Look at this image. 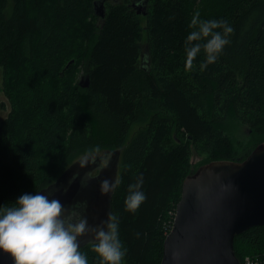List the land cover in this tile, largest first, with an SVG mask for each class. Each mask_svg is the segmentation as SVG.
<instances>
[{
  "label": "trees",
  "instance_id": "1",
  "mask_svg": "<svg viewBox=\"0 0 264 264\" xmlns=\"http://www.w3.org/2000/svg\"><path fill=\"white\" fill-rule=\"evenodd\" d=\"M0 0V205L54 183L84 154L120 150L111 212L124 264H159L181 182L212 160H244L264 142V0ZM234 29L216 63L185 68L191 17ZM82 81V82H81ZM87 84V85H86ZM3 102L0 101V109ZM246 126L237 141L226 125ZM192 154L202 158L190 163ZM192 169V170H191ZM143 176L146 200L125 206ZM241 263L264 264V225L234 237ZM99 264L91 243L81 246Z\"/></svg>",
  "mask_w": 264,
  "mask_h": 264
},
{
  "label": "water",
  "instance_id": "2",
  "mask_svg": "<svg viewBox=\"0 0 264 264\" xmlns=\"http://www.w3.org/2000/svg\"><path fill=\"white\" fill-rule=\"evenodd\" d=\"M138 1H133L136 12L145 14V5ZM103 3L104 0L94 3V11L100 16L104 15ZM89 158L90 163L83 168L76 162L79 158L73 161L54 183L40 191H51L50 198L59 199L70 211L75 204L86 202V208L78 210L84 212L90 225H98L111 212L114 191L101 194L99 182L105 178L117 182L120 150ZM103 158L105 164H101ZM94 170L97 172L92 174ZM82 178L87 179L83 187ZM261 225H264V142L258 143L242 161L212 160L183 178L159 264H242L234 253V237ZM91 239V233L80 237L81 246ZM0 264H12L8 254L0 253Z\"/></svg>",
  "mask_w": 264,
  "mask_h": 264
},
{
  "label": "clouds",
  "instance_id": "3",
  "mask_svg": "<svg viewBox=\"0 0 264 264\" xmlns=\"http://www.w3.org/2000/svg\"><path fill=\"white\" fill-rule=\"evenodd\" d=\"M188 26L192 30L185 38V68L191 70L203 52L204 60L199 64L203 71L217 62L231 43L234 29L225 18L201 19L199 13L191 17ZM76 162L83 168L90 163L89 155L84 154ZM86 183L87 179L82 178L81 186ZM143 183V176L138 175L135 183L128 185L124 203L131 212L147 198ZM115 187L113 179L99 182L101 194H111ZM50 196L49 190L26 192L14 202L0 205V253L8 254L12 264H89L87 255L80 250L79 238L91 233V247L99 264H124L127 250L120 238L117 214L109 212L105 221L90 225L84 212L78 210H84L86 202L75 204L70 211Z\"/></svg>",
  "mask_w": 264,
  "mask_h": 264
},
{
  "label": "rangeland",
  "instance_id": "4",
  "mask_svg": "<svg viewBox=\"0 0 264 264\" xmlns=\"http://www.w3.org/2000/svg\"><path fill=\"white\" fill-rule=\"evenodd\" d=\"M0 84H1V75H0ZM0 101L3 102V107L0 109V122H1L7 116L8 112L10 110V105H9V102H8L7 98L5 97V95L1 92H0ZM226 131L228 134L233 135L237 141H242L243 138H245V136L247 134L246 126H237V124H235V123H229L228 125H226ZM98 155L103 156L104 154L100 153ZM200 158H202V157L192 155V158L190 157L189 160L199 161ZM105 163H106V158H103L101 164H105ZM96 172L97 171L94 170L92 172V174H95ZM172 213H175V210L172 211ZM247 257L251 258L252 260L260 261L259 257H249V256H247Z\"/></svg>",
  "mask_w": 264,
  "mask_h": 264
},
{
  "label": "built area",
  "instance_id": "5",
  "mask_svg": "<svg viewBox=\"0 0 264 264\" xmlns=\"http://www.w3.org/2000/svg\"><path fill=\"white\" fill-rule=\"evenodd\" d=\"M174 215V214H173ZM262 264L261 261L258 260H252L251 258H245L244 262L242 264Z\"/></svg>",
  "mask_w": 264,
  "mask_h": 264
},
{
  "label": "flooded vegetation",
  "instance_id": "6",
  "mask_svg": "<svg viewBox=\"0 0 264 264\" xmlns=\"http://www.w3.org/2000/svg\"><path fill=\"white\" fill-rule=\"evenodd\" d=\"M192 155L199 156V155H197V154H192ZM192 155H191V158H192ZM190 163H191L192 165L195 166L196 163H197V161H196V160H195V161H194V160H191ZM199 166H200V165H198L194 170H196ZM191 170H192V169H191Z\"/></svg>",
  "mask_w": 264,
  "mask_h": 264
},
{
  "label": "bare ground",
  "instance_id": "7",
  "mask_svg": "<svg viewBox=\"0 0 264 264\" xmlns=\"http://www.w3.org/2000/svg\"><path fill=\"white\" fill-rule=\"evenodd\" d=\"M97 1V0H96ZM95 3V2H94ZM97 9H98V3H97ZM94 7H95V4H94ZM104 9H105V7H104ZM98 11H100V9H98ZM104 12H105V10H104ZM98 15V14H97ZM100 16V15H99Z\"/></svg>",
  "mask_w": 264,
  "mask_h": 264
}]
</instances>
